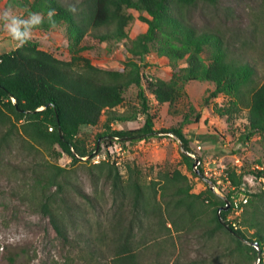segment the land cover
Returning a JSON list of instances; mask_svg holds the SVG:
<instances>
[{"label":"trees","instance_id":"1","mask_svg":"<svg viewBox=\"0 0 264 264\" xmlns=\"http://www.w3.org/2000/svg\"><path fill=\"white\" fill-rule=\"evenodd\" d=\"M14 1L28 4L30 11L41 15L40 23L31 26L33 29L49 30L64 24L71 58L69 61L59 60L38 49L32 41L0 54L1 149H9L18 135L24 148L33 149L37 145L46 152L58 148L57 156L68 157L73 163L83 158L91 161L94 154L87 152L85 141L79 136L80 130L97 126L105 113L108 125L133 122L136 116L115 112L122 105L124 94L132 86L138 88L141 103L139 114L144 117L143 124L129 130L112 131L107 127L106 131L97 136V140H106L107 146L149 142L157 139L160 132L154 130L146 94L158 105H168L172 115H180L182 125L198 124L201 114H185L180 105L185 95L184 84L202 82L213 86V90L204 99L205 105L220 95L229 98L231 104L228 108L213 106L214 112L220 117H226L229 121L228 116L239 108L247 111L246 134L243 139L248 141L252 136H259L264 154V82L259 84L256 81L255 68L230 51L221 35L199 29L189 20L190 10L199 4L215 6L217 0H85L82 5L86 9L81 12L59 0ZM127 10L137 12L138 19L147 26L146 32L134 39L128 35L134 18L126 14ZM51 11L54 15L50 16ZM90 26L94 29L104 27L105 32L88 33ZM110 41L128 44L131 57L122 68L97 66L81 56V53ZM152 54L167 60L172 71L169 80L144 81L142 69L148 66L147 57ZM189 110L194 111V107L189 106ZM166 133L177 139L186 167L197 176L193 169L194 162L187 156L191 152L189 140L181 127ZM96 150L99 151L98 146L94 147ZM101 164H95V167L100 168ZM105 169L107 173L104 178L111 182L112 193L119 199L120 207L124 206V200L129 199L134 209L131 214L136 217L139 207L143 215L148 214L149 209L153 214L161 211L162 206L152 205L136 180L130 178L123 181L114 164H106ZM42 170L36 177L38 185L44 191L55 188L53 194L58 196L65 211L72 214L75 211L74 204L65 195L66 187L70 185L64 175L65 170L53 164H43ZM246 174L255 179H263L264 156L251 170L244 167L239 173L226 172L231 188L253 199L241 213L239 226L242 225L243 230L233 229L227 221V217L232 214L231 209H223L225 200L233 203V192L218 197L207 187L193 194L187 177L178 170L162 173L163 183L154 191V195L159 192L164 201V213L170 220L175 215L177 221L182 219L193 223L198 221L194 210L197 203L201 208H210V236L223 232L236 243L240 251L251 253V262L248 264H253L255 260L258 264H264V210L260 207L264 205V190L258 193L241 192ZM51 196H44L40 211L49 218L56 234L66 242L67 231L57 209L50 203ZM80 196L90 200L83 193ZM126 216L123 212L114 215L117 225L114 230L116 239L113 253L104 257L96 246L88 242L87 248L90 250L84 259L85 264H140L137 248L130 242L132 225ZM127 221L128 227L123 225ZM171 223L176 226L175 221L171 220ZM244 242L251 243L253 247Z\"/></svg>","mask_w":264,"mask_h":264},{"label":"rangeland","instance_id":"2","mask_svg":"<svg viewBox=\"0 0 264 264\" xmlns=\"http://www.w3.org/2000/svg\"><path fill=\"white\" fill-rule=\"evenodd\" d=\"M33 2V0H29ZM77 9L85 10L82 5L85 0H59ZM19 2V3H18ZM11 9L21 19H28L33 12L30 6L20 1L0 0V12ZM134 20L129 26L130 39L143 34L147 26L138 19V13L127 10ZM145 16V15H144ZM190 23L199 28L218 33L223 37L225 45L235 52L243 62H250L255 68L256 81L264 82V0H217L216 5L199 4L189 11ZM10 21H0V54L13 51L20 44L11 39L4 25ZM24 31V29H21ZM66 26L58 25L49 30L27 29L32 33V41L38 49L52 54L55 58L69 61L71 51L66 36ZM104 33L105 28L89 27L88 33ZM92 64L105 68H122L130 58L128 44L110 41L96 46L94 49L81 53ZM148 66L142 69L144 81L157 79L169 80L172 71L164 58L154 54L147 57ZM183 66V63H181ZM213 90L209 83L188 82L184 84L182 104L180 109L185 114L193 116L201 114L198 124L182 125L180 115H172L168 105H158L150 95L146 94L153 116L154 130L160 132L157 139L136 144L126 143L124 146H112L107 149L106 140H97V136L107 127L112 131L134 129L140 127L144 117L139 114L141 103L138 98V88L130 87L124 94L122 105L115 112L136 116L133 122L110 123L106 113L95 127H84L79 136L85 141L87 152H95L98 146V163L95 160H80L73 163L68 157H58L55 151L46 152L41 147L30 149L22 147L18 135L12 141L9 149L0 148V264H85L88 256V242L109 257L115 245L117 220L114 215L123 212L131 221L132 234L130 242L137 248L140 264H248L251 253L238 249L236 243L223 232L210 236V208L195 206L198 221L187 223L179 219L171 220L164 213V201L160 198L159 189L164 172L178 170L187 177L192 186V193L204 191L213 179H204L194 174L186 167L181 157V148L177 139L166 132L181 127L183 134L189 140L191 152L203 159L207 167L216 172L219 191L223 197L233 194L237 203L241 193L234 191L225 181L226 172L252 169L263 159L262 145L259 136H252L248 141L243 139L246 134L247 111L239 108L226 117H220L214 112L213 106L228 108L229 98L220 95L211 99L208 105L204 99ZM194 107V111L189 110ZM97 140V141H96ZM121 147V151H118ZM200 147V150H198ZM191 159V158H190ZM102 162L99 168L98 164ZM105 163V164H104ZM43 164H53L65 170L64 175L70 183L65 195L74 204L75 211L68 214L59 202L55 188L43 190L36 182L37 174L43 172ZM97 167H95L96 165ZM106 164H114L118 168L123 181L130 178L136 180L146 198L154 206L161 205L157 214L149 209L143 215L142 209L133 214L129 199L124 200V206L112 193L111 182L105 180ZM228 178V177H227ZM245 183L240 191L258 193L264 190V178L255 179L250 174L244 176ZM42 190L44 192H42ZM80 191L90 200L76 194ZM45 194V195H43ZM51 196V205L60 215L61 223L67 231L68 240L64 242L55 232L47 216L41 214L40 204L44 196ZM219 197V196H218ZM247 204L253 200L248 196ZM117 198V199H116ZM245 204L243 208L247 205ZM264 210V205H260ZM242 215V214H241ZM233 214L230 220L241 219ZM135 218V219H134ZM123 223L129 226V222ZM241 223V222H240ZM243 230V226L240 227ZM68 242V243H67ZM248 246L253 245L244 242ZM253 264H258L255 260Z\"/></svg>","mask_w":264,"mask_h":264},{"label":"built area","instance_id":"3","mask_svg":"<svg viewBox=\"0 0 264 264\" xmlns=\"http://www.w3.org/2000/svg\"><path fill=\"white\" fill-rule=\"evenodd\" d=\"M112 146H107V149L111 148ZM198 150H200V147H198ZM118 151H121V147H118ZM98 150H96L95 152H93L94 157H93V161L95 160L96 163H98V154H97ZM187 156L190 157L194 164H193V169L194 172L197 174L198 177L200 178H204V179H213L214 181H216V185L215 184H210V188L211 190L214 192L215 195L219 196V197H223V195L221 194V192L219 191V187L218 184L220 183V180H218L217 174L216 172L211 171L208 167L207 164L205 163V161L201 158H199L198 156H196L195 153L190 152L187 153ZM84 160H86L87 158H83ZM82 159V160H83ZM240 171H238L239 173ZM225 181L227 183H229L227 177H225ZM230 185V184H229ZM233 189V188H232ZM233 203L231 204L230 201L225 200V205H224V210H229L231 209V213L233 215L237 217H240L242 211H243V205L247 204V198L245 196H242L240 199V202L237 203L236 200L234 199L233 196H231ZM221 210H219L218 213H220ZM235 220H230L229 216L227 217V221L229 222V224L233 227V229H238L240 228L239 223H240V219H236Z\"/></svg>","mask_w":264,"mask_h":264},{"label":"clouds","instance_id":"4","mask_svg":"<svg viewBox=\"0 0 264 264\" xmlns=\"http://www.w3.org/2000/svg\"><path fill=\"white\" fill-rule=\"evenodd\" d=\"M49 15H54V12H49ZM40 14L32 13L28 19H21L16 16L11 9H5L0 12V21H10L4 25L5 31L9 34L12 40L20 41L18 47L23 46L32 38V33L29 34L27 29L32 25H38L40 23ZM24 29L22 31L21 29Z\"/></svg>","mask_w":264,"mask_h":264}]
</instances>
